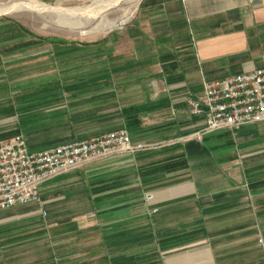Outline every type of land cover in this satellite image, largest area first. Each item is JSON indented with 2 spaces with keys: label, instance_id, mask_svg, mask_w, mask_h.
Masks as SVG:
<instances>
[{
  "label": "crops",
  "instance_id": "obj_1",
  "mask_svg": "<svg viewBox=\"0 0 264 264\" xmlns=\"http://www.w3.org/2000/svg\"><path fill=\"white\" fill-rule=\"evenodd\" d=\"M111 39L129 49L100 52V76L78 86L76 53L41 49L44 39L0 18V86H136L121 113L132 141L152 145L42 184L58 264H264V178L232 140L263 125L182 139L204 126L187 91L264 66V0H144ZM20 134L0 130V139ZM39 212L34 203L1 211L0 247L18 220Z\"/></svg>",
  "mask_w": 264,
  "mask_h": 264
},
{
  "label": "rangeland",
  "instance_id": "obj_2",
  "mask_svg": "<svg viewBox=\"0 0 264 264\" xmlns=\"http://www.w3.org/2000/svg\"><path fill=\"white\" fill-rule=\"evenodd\" d=\"M15 1L33 0H0V6H7ZM36 1L66 9L93 8L92 15L97 14V18H82V28L74 27L71 22L79 18L68 14L61 16L24 9L0 14V18L13 20L22 34L44 39V42L40 41L44 47L41 49L55 47L62 52L76 53L78 86H83L80 84L85 83L91 74L99 77L101 69H104L106 60L102 59L103 54L100 52H107L109 48L129 49L127 44L121 48L116 47L114 39L109 44L106 42L112 34L123 30L126 24L135 19L144 0H59L53 3ZM131 12L132 16L125 24L113 26L115 20ZM91 54L92 59L88 58ZM133 94H138L136 86L96 85L77 90H68L67 86H0V130H19L33 150L91 139L118 128L128 127L121 109L133 99ZM117 102L119 105H116ZM97 109L109 118L105 117L101 122L95 121L96 118L86 119ZM86 120L90 122H84ZM255 125L263 127L258 128ZM249 126L256 128L251 130L250 137L232 140L237 145V152L242 156L244 166L255 178L261 179L264 178V121ZM241 148L244 149L243 152H239ZM38 214L36 218L31 215L30 218L20 219L13 225V237H9L0 247V264L59 263L58 257L53 256L55 227L49 226L48 221L51 219L48 211L47 215L43 212Z\"/></svg>",
  "mask_w": 264,
  "mask_h": 264
},
{
  "label": "built area",
  "instance_id": "obj_3",
  "mask_svg": "<svg viewBox=\"0 0 264 264\" xmlns=\"http://www.w3.org/2000/svg\"><path fill=\"white\" fill-rule=\"evenodd\" d=\"M184 99L192 116L204 118V126L182 139H197L215 130L235 132L264 121V66L222 79L205 81L202 94L187 91ZM151 144L132 141L127 128L91 139L60 144L38 152L29 149L20 134L0 139V212L16 206L38 204L46 214L41 186L52 178L109 157L131 155ZM260 242L263 239L260 238Z\"/></svg>",
  "mask_w": 264,
  "mask_h": 264
},
{
  "label": "bare ground",
  "instance_id": "obj_4",
  "mask_svg": "<svg viewBox=\"0 0 264 264\" xmlns=\"http://www.w3.org/2000/svg\"><path fill=\"white\" fill-rule=\"evenodd\" d=\"M108 1H106V3ZM112 1H114V0H112ZM109 5H111V4H109ZM114 5H115V3H114ZM101 6L103 7V5H101ZM109 7H111V6H109ZM23 9L24 10H34L35 12L36 11L37 12L38 11H40V12H51V13H54V14H57V15H61V16L62 15H66V14L72 15V16H76V17L79 18V20L73 21V22H71V24L74 27H80V28H82L83 25H84V23L81 22L82 18L87 19V20L90 19V18H97V16H96L97 14L96 13H95L96 15L94 14L95 16L92 15L93 14V10H92L93 8H88V9L85 8V9H82V10L73 9V8L72 9H66V8H59V7H55V6H50V5L44 4V3L40 2V1H36V0H33V1H21V2L15 1V2L7 5V6H0V14H7V13H10L12 11L23 10ZM103 9H105V8L103 7ZM97 13H99V11ZM131 16H132V12L127 14V16L124 15L123 17H119L117 20H115L113 22V26L117 27V26H120L122 24H125L126 20H128Z\"/></svg>",
  "mask_w": 264,
  "mask_h": 264
},
{
  "label": "trees",
  "instance_id": "obj_5",
  "mask_svg": "<svg viewBox=\"0 0 264 264\" xmlns=\"http://www.w3.org/2000/svg\"><path fill=\"white\" fill-rule=\"evenodd\" d=\"M96 113V112H95ZM94 114V113H93ZM91 118H96V116L94 115V116H89L88 118H86V119H91ZM85 122V121H84ZM86 123H89V122H86Z\"/></svg>",
  "mask_w": 264,
  "mask_h": 264
}]
</instances>
